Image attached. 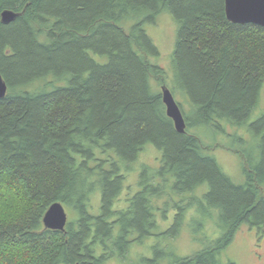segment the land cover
<instances>
[{
    "label": "trees",
    "instance_id": "1",
    "mask_svg": "<svg viewBox=\"0 0 264 264\" xmlns=\"http://www.w3.org/2000/svg\"><path fill=\"white\" fill-rule=\"evenodd\" d=\"M5 9L20 15L5 24ZM165 11L178 24L172 76L145 29ZM0 73V264H237L222 252L239 228L264 232V114L249 125L256 145L239 134L225 144L243 161L241 184L209 154L223 144L196 133L245 125L264 84V27L231 22L225 0H0ZM148 144L162 151L155 171L138 164ZM54 202L71 211L64 231L43 223ZM197 204L204 217L218 211L221 236L181 256L172 243ZM168 209L163 231L156 211ZM152 237L148 253L133 252Z\"/></svg>",
    "mask_w": 264,
    "mask_h": 264
},
{
    "label": "rangeland",
    "instance_id": "2",
    "mask_svg": "<svg viewBox=\"0 0 264 264\" xmlns=\"http://www.w3.org/2000/svg\"><path fill=\"white\" fill-rule=\"evenodd\" d=\"M145 29L160 50L159 57L152 58L153 62L165 67L170 73V76H172L171 58L175 49L178 24L175 22L171 13L165 11L158 15L155 23H147L145 25ZM98 59L103 62L106 60L105 58L101 57ZM157 87L161 89V85H158ZM263 114L264 84L262 85L260 91L258 105L245 125L232 126V124H230L228 121H224L222 125L225 129V132H218L213 127L207 126L199 127L198 131L196 132L207 145H217L216 143L223 144L215 147L214 150L209 152V154L213 155L217 159L224 172L237 184H241L245 180L243 161L238 154L227 149L225 144L231 145V143H236L233 138L235 134H239L243 139L246 140V146H248V144L256 145L258 138L249 130V125L258 120ZM145 148L146 149L140 154L138 164L144 163L155 171L160 164L162 151L157 149L153 144H148ZM138 179L139 175L137 172H131L129 174L126 181L127 184L124 192L125 194L131 192L133 188L136 187V182ZM207 188V185L199 186L194 191L192 197L202 198ZM172 197L175 201L176 197ZM99 203V197L95 196L92 203L94 212L99 211ZM156 204L159 206L161 205V202L157 201ZM66 210L70 219L71 211L69 208H66ZM156 213L157 218L160 219V229L163 231L171 226L175 220L176 213L173 209L167 210V214H165L167 218H160V216L164 215L159 213V211H156ZM183 215L185 216V224L172 243L175 249L177 248V253L179 255L186 256L201 250L208 246L210 242L217 240L221 236V230L216 223L218 211L213 212L211 217H204V214L201 212L200 208H198L197 204V206H188L185 214ZM154 242L155 238L152 237V239H148L145 244H138L137 246H134L133 252L136 255L141 251L148 253L150 250L149 247L154 245ZM163 242L167 244L168 248L170 247L166 240ZM222 258L224 260L231 259L237 264H264V232L261 233L257 227H252L248 224L242 225L236 232L232 242L222 252Z\"/></svg>",
    "mask_w": 264,
    "mask_h": 264
},
{
    "label": "water",
    "instance_id": "3",
    "mask_svg": "<svg viewBox=\"0 0 264 264\" xmlns=\"http://www.w3.org/2000/svg\"><path fill=\"white\" fill-rule=\"evenodd\" d=\"M225 10L227 18L233 23H252L264 27V0H225ZM19 15V12L12 9H5L1 14V20L8 24ZM7 90L8 84L0 73V98L6 96ZM161 92L167 115L174 121L176 130L185 133L187 127L185 116L172 90L167 84H162ZM68 218L66 207L61 202H54L46 211L43 223L46 228L64 231Z\"/></svg>",
    "mask_w": 264,
    "mask_h": 264
}]
</instances>
